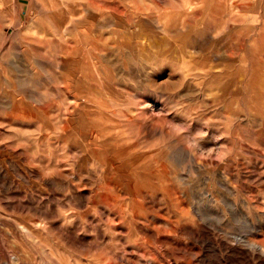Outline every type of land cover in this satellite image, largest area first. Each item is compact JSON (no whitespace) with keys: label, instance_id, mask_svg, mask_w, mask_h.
I'll return each instance as SVG.
<instances>
[{"label":"rangeland","instance_id":"1","mask_svg":"<svg viewBox=\"0 0 264 264\" xmlns=\"http://www.w3.org/2000/svg\"><path fill=\"white\" fill-rule=\"evenodd\" d=\"M254 70L264 0H0V264H264Z\"/></svg>","mask_w":264,"mask_h":264},{"label":"crops","instance_id":"2","mask_svg":"<svg viewBox=\"0 0 264 264\" xmlns=\"http://www.w3.org/2000/svg\"><path fill=\"white\" fill-rule=\"evenodd\" d=\"M253 72H254V76H253L254 79L258 80V82L259 81H263L264 82V73L261 72V70L260 71H255L254 70Z\"/></svg>","mask_w":264,"mask_h":264},{"label":"bare ground","instance_id":"3","mask_svg":"<svg viewBox=\"0 0 264 264\" xmlns=\"http://www.w3.org/2000/svg\"><path fill=\"white\" fill-rule=\"evenodd\" d=\"M184 25V24H183ZM34 213H36V212H34ZM27 228V227H26ZM25 230V229H24Z\"/></svg>","mask_w":264,"mask_h":264}]
</instances>
